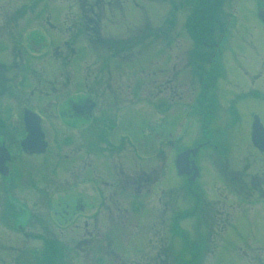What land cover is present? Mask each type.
Instances as JSON below:
<instances>
[{"label":"flooded vegetation","instance_id":"flooded-vegetation-1","mask_svg":"<svg viewBox=\"0 0 264 264\" xmlns=\"http://www.w3.org/2000/svg\"><path fill=\"white\" fill-rule=\"evenodd\" d=\"M144 1L78 0L74 15L63 16L64 5L50 6L43 0L42 3L0 0V264H66L64 237L55 232L60 235L68 225L77 221V227L83 228L84 233L77 237L75 245L90 246L94 242L97 215L100 214L97 180L105 187L114 180L127 185L140 179L129 172L130 161L142 157L137 153L136 142L131 141L129 127L136 129L138 125V136L141 135L144 146L146 141L159 143L164 137L170 139L172 136L171 131L166 133L161 126V119L156 125L150 119L146 120L142 110L133 116H138L139 121L132 122L128 118L131 114L129 89L144 83L139 74L145 73L143 67L142 71L136 70L133 76L130 75L133 72L131 66L133 70L139 67L129 64L128 46L136 39L129 30L130 23L135 20L143 22V33L152 35L148 47L153 48L154 68L147 74L154 77L157 99H146L144 103L149 111L152 108L148 102L154 104L155 110L161 114L168 110L160 97L162 88L171 96L178 94L181 56L187 57L186 69L192 67V81L188 84L199 87L198 96L194 98L196 109L209 110L208 106L214 103L210 92L219 81L225 77V84L237 82L236 67L239 65L235 62L241 39L255 37L258 43V38L264 37V21L259 15L264 12V0H168V4L167 0H147L146 4ZM115 3V7L122 10V15L118 16L123 20L122 36L116 31L108 32L103 25L116 18L113 15L107 17L106 12ZM163 3L168 8L166 12ZM59 12L60 15L56 16ZM252 27L258 31L253 33ZM67 32L68 36L65 35ZM61 37L62 42H57L56 39ZM84 39L91 40L95 51L93 60L105 47L111 63L72 65L73 59L76 62L83 55L76 45ZM181 39L188 41L187 48H179ZM51 60L56 63H49ZM259 75L254 74L255 77ZM132 94H135L133 90ZM255 102L264 105V100H255L253 104ZM240 108L234 101L229 112L237 118ZM251 112L253 119L258 117L264 126V106L259 109L253 106ZM120 119L123 120L122 128H119ZM211 142L210 135L203 136L196 145L179 151L203 144L196 155H189V166L196 167L197 176L192 178L195 170L178 175L182 179L181 189L186 188L187 194L181 200L185 202L176 204L170 228L178 227L185 232L180 222L193 216L195 229L209 227L214 218L212 225L216 226V222H224L223 216L229 215L225 212V201L229 196L219 185L216 186L218 199L211 197V201L203 196L206 193L203 189L208 190L209 183L214 187L215 182L205 179L198 157L207 146L220 147ZM137 147L140 150V145ZM252 148L253 153L249 152L255 158L252 161L259 163L256 159L259 156L261 162L254 172L244 175L239 167L232 171L218 167V173L224 181V190L228 186L244 200L257 197L263 201L264 142L260 146L252 144ZM179 152L175 156V168ZM219 157L221 160L222 156ZM244 158L241 167L245 172L252 165L246 153ZM67 168L73 169V175L68 178L75 186L71 200L64 187L68 181L64 175ZM227 172L229 176H226ZM50 180L58 184L51 192L46 185ZM42 182L46 184L34 193L35 187ZM86 183H96L90 194L86 193L89 185L81 188ZM99 197L105 199L102 193ZM159 199L167 211L169 203L162 196ZM104 206L108 211L106 216L112 212L122 216L129 214L128 207L114 212L109 203ZM262 211L256 214L264 215ZM148 258L124 261L162 264L161 258Z\"/></svg>","mask_w":264,"mask_h":264},{"label":"rangeland","instance_id":"rangeland-1","mask_svg":"<svg viewBox=\"0 0 264 264\" xmlns=\"http://www.w3.org/2000/svg\"><path fill=\"white\" fill-rule=\"evenodd\" d=\"M36 1L42 3L41 0ZM43 1L49 2L50 6L64 5L61 12L65 11V13L61 15L69 16L76 12L78 0ZM120 1L124 3V0ZM146 1H144L145 4ZM165 2L168 4L169 1ZM115 5L116 3L111 7V10L107 9L106 12L108 13L107 17L113 15L116 18L103 25L108 32L116 31L122 36L121 33L124 32L123 20L118 18L122 15V10ZM164 5L166 4L163 3V9L166 12L168 8ZM127 6L128 3L126 2L125 7ZM61 12L56 13V16H59ZM150 21V24L154 25L153 20ZM143 26V22L135 20L130 23L129 27L132 32L131 35L136 37L128 46L129 64L139 65L138 68L134 69L135 71L131 66L130 70L133 72L130 75L133 76L136 70L143 67H145V73L139 74L140 81L144 80V83L135 88L131 86L129 89L131 114L128 118L132 122H135V119L139 121L138 116L136 118L133 116L142 110L146 114V120L150 119L156 125H159L156 121L161 119V126L166 130V133L171 131L172 136L170 139L164 137L159 143L153 140H149L148 143L146 141L144 146L140 141L141 135L138 136L140 132L138 125L136 129L129 127L131 141L136 142L134 143L137 153L142 156L138 157L136 161H130L129 172L131 175L139 176L140 179L136 183L130 182L127 185L119 184L114 180L105 187L101 186L100 181L97 180L98 194L99 196L101 193L104 194L105 199L102 200L99 196L97 198L98 213L100 214L97 215L98 227L94 233V242L90 246L81 244L78 247L75 245L76 240L79 239L77 237L84 233L83 228L77 227V221L68 225L60 235L55 232L56 235L64 237L66 264H130L128 263L130 261L124 260L134 258L137 259L135 261H138V259L144 260L145 257L148 260V257L155 256L162 259V264H264V215L256 214L257 211L264 210V200L261 201L257 197L251 201L244 200L236 193V190L233 191L228 186L224 190V181L218 173V167L227 168L228 171L239 167L241 172L246 175L248 172L251 174L258 168L257 166L261 165L260 157L256 158L259 163H255L253 162L255 158L250 156L252 154L249 155V152L253 153L254 151L252 148L254 143L251 139V123L253 121L251 110H253V106L256 109L264 106L260 102L253 104L255 100H264V37H259L258 43L255 37H251V40L249 37L241 39L237 62H235L239 65H236L237 82L225 84L223 80L225 77H223L217 87L210 92L214 98V103L213 106H208L209 110L196 109V99L194 98L198 96L199 87L197 84H188V81H192V67L189 66L186 69L187 57L181 56L182 59H179L181 64L179 71L181 72H178V79L180 80L178 82V94L171 96L169 93L167 94L168 90L162 88L160 97L167 104L168 110L161 114L155 110L154 104L148 102V106L150 105L152 108V111H149L144 103L146 99H157V91L154 87L156 84L153 81L154 77L147 74L154 68L153 48L148 47L152 35H145ZM103 31L106 32V30ZM251 31L255 33L258 29L252 27ZM134 32H139V36H136ZM65 35L68 36V32ZM120 36L119 38H121ZM62 39L63 37L57 38L56 41L62 42ZM90 41L84 39L76 45L83 55L76 62L73 59L72 65L79 63L80 66H84L86 63L92 62L103 65L111 63L108 59L110 57L109 51L107 54L108 49L105 47H103V52L93 60L95 56L93 52L95 51ZM179 41L181 44H179V48L188 47L186 39ZM46 58L50 60L48 57ZM49 63H56V61L51 60ZM167 73L170 74V72ZM256 73L261 75L255 77L254 74ZM256 88L261 91H255ZM132 90L135 92L134 95ZM135 96H139V98ZM234 101L237 108L241 106L240 115L237 118H234L229 112ZM133 112L135 113L132 115ZM121 121L123 120H119V128H122ZM262 121L264 122V116ZM208 135H210L211 143H217L220 147L215 149L207 146L199 154L198 159L204 169L205 179L215 182L214 187L209 183L208 190L203 189V193L206 192L203 196L209 197L208 200L211 201H213L211 197L214 200L218 199L220 196L216 186L219 185L221 191L229 196L225 201V212L229 215L223 216L224 222H216V226L212 225L214 218L208 224L209 227L197 229L193 226V223L196 222L195 216L188 217L180 222L184 225L185 232H182L181 228L178 227H172V230L170 219L175 213L176 204L178 206L185 202L181 200L187 194L186 188L181 189L182 179L177 175L174 165L175 156L182 148L194 146L203 136ZM145 136L150 137L149 135ZM151 139L153 138L151 137ZM147 144H149L148 147H146ZM137 145H140V150ZM129 153L131 157V150ZM245 153L248 155L252 167L244 172L241 165L245 163ZM219 156H222L221 160ZM220 161L222 162L220 163ZM67 169L64 175L68 180L73 175V169ZM55 172H57L56 169ZM229 175L230 173L227 172L226 176ZM103 177L105 176L103 175ZM50 181V184L42 182L36 186L34 193H38L39 188L44 184L48 186L50 192L53 191L58 184L52 183L53 180ZM70 181L68 180L64 187H66V192H69L66 196L71 200L74 198L75 186ZM86 185H89L86 188V193L90 194L94 190L92 185L95 187L96 183L92 185L90 183L82 184L81 188ZM161 196L169 203L167 211L164 210L163 201L159 199ZM100 203H102L101 206ZM105 203H109L114 212L120 211L123 207H128L129 214L122 216L120 213L114 215L112 212L113 216H106L105 213L108 211L104 206ZM211 207L215 208L216 206L211 205ZM201 221L203 220L201 219ZM238 223L239 226H237Z\"/></svg>","mask_w":264,"mask_h":264},{"label":"water","instance_id":"water-1","mask_svg":"<svg viewBox=\"0 0 264 264\" xmlns=\"http://www.w3.org/2000/svg\"><path fill=\"white\" fill-rule=\"evenodd\" d=\"M260 17L264 21V12H260ZM251 138L255 145L260 146L264 142V128L261 124V122L255 118L253 125H252V132H251ZM199 146L195 148H188L183 151H181L176 158V166L178 169V174H190L192 170H195L192 178H195L197 176V169L195 166L190 167L189 166V155L190 153H193V155H196L198 151ZM194 164V161H191Z\"/></svg>","mask_w":264,"mask_h":264}]
</instances>
